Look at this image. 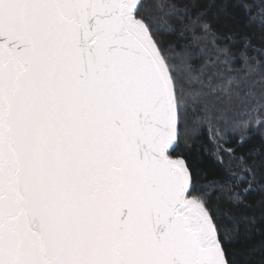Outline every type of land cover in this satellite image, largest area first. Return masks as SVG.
<instances>
[{"label": "snow or ice", "instance_id": "6c2138e0", "mask_svg": "<svg viewBox=\"0 0 264 264\" xmlns=\"http://www.w3.org/2000/svg\"><path fill=\"white\" fill-rule=\"evenodd\" d=\"M218 2L0 0V264H264V0Z\"/></svg>", "mask_w": 264, "mask_h": 264}, {"label": "trees", "instance_id": "16d2710c", "mask_svg": "<svg viewBox=\"0 0 264 264\" xmlns=\"http://www.w3.org/2000/svg\"><path fill=\"white\" fill-rule=\"evenodd\" d=\"M247 3H252L255 5L259 2V0H245ZM235 0H232V3L228 5L227 13L221 12L220 9L223 7L221 2H218L216 7L211 10V15H217L220 17L218 21H216V27L220 30H224L227 27L230 31L237 32L240 34H253L257 37L261 35L262 29L258 24H252L251 26L247 25L246 18L243 15V11L239 7H234ZM264 10V9H259ZM258 45V40H257ZM249 55H254V53H249ZM202 138H198L197 141H189L192 144V153L193 158H197L200 167H202L209 177L214 174V167L212 165L211 160L203 155V151L209 148L207 143H203V145L199 142ZM259 238L256 243L259 245Z\"/></svg>", "mask_w": 264, "mask_h": 264}]
</instances>
